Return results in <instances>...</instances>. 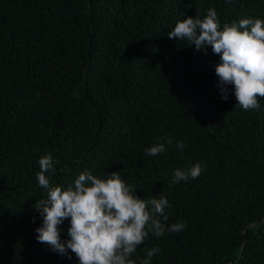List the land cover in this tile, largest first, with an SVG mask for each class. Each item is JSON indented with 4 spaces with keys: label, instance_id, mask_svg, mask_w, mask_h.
<instances>
[{
    "label": "trees",
    "instance_id": "obj_1",
    "mask_svg": "<svg viewBox=\"0 0 264 264\" xmlns=\"http://www.w3.org/2000/svg\"><path fill=\"white\" fill-rule=\"evenodd\" d=\"M209 8L221 28L264 19V0H0V264H78L35 238L48 154L54 186L118 172L141 198H167L166 227H187L149 233L136 264L153 247L150 264H264V221L245 228L264 219V98L248 112L224 101L220 57L168 38ZM168 137L182 152L144 154ZM196 163L198 178L169 186ZM59 227L69 239L70 222Z\"/></svg>",
    "mask_w": 264,
    "mask_h": 264
},
{
    "label": "clouds",
    "instance_id": "obj_2",
    "mask_svg": "<svg viewBox=\"0 0 264 264\" xmlns=\"http://www.w3.org/2000/svg\"><path fill=\"white\" fill-rule=\"evenodd\" d=\"M168 38L194 45L196 51L210 46L220 57L215 74L221 99L227 101L232 92L235 107L245 112L260 109L259 98H264V19L242 18L221 28L215 9L209 8L203 18L197 14L177 21ZM168 146L182 152L184 142L173 144V138L168 137L165 142L146 148L144 154L157 156L166 152ZM57 163L50 154L40 157L36 179L45 193L33 208L42 217V225L35 229L36 240L60 256L72 259L71 252L78 264H136L132 256L149 233L161 237L166 231L180 232L187 227L184 222L166 227L165 210L170 207L167 198H141L135 185H128L118 172L100 178L83 171L67 188L54 186L47 174L57 172ZM202 170L200 163L187 169L177 168L169 186L196 179ZM65 220L70 222L69 239L62 241L59 226ZM160 251L156 247L145 249L140 264H150Z\"/></svg>",
    "mask_w": 264,
    "mask_h": 264
},
{
    "label": "water",
    "instance_id": "obj_3",
    "mask_svg": "<svg viewBox=\"0 0 264 264\" xmlns=\"http://www.w3.org/2000/svg\"><path fill=\"white\" fill-rule=\"evenodd\" d=\"M261 221H264V219H260V220L254 221V222H252V223H248V224L245 226V228L248 227V226H250V225H252V224H255V223L261 222ZM245 228H244V229H245ZM244 243H245V238L243 237V244H242L241 250H240V252H239V254H238L237 260H239L240 257L242 256V251H243Z\"/></svg>",
    "mask_w": 264,
    "mask_h": 264
}]
</instances>
